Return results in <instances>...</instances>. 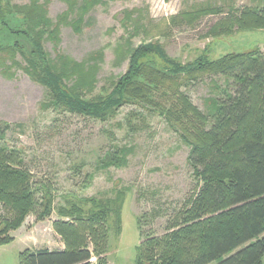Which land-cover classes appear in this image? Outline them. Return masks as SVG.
<instances>
[{"label":"trees","instance_id":"trees-1","mask_svg":"<svg viewBox=\"0 0 264 264\" xmlns=\"http://www.w3.org/2000/svg\"><path fill=\"white\" fill-rule=\"evenodd\" d=\"M16 1L0 0V71L10 80L22 72L47 89L44 109L106 122L126 104L140 103L155 106L171 127L184 130L183 140L191 148L188 162L201 183L180 224L139 244L135 264H264V54L253 50L217 60L202 55L182 64L169 57L160 42L136 46L126 40L116 49L120 60L128 61L126 73L110 80V94L94 96L100 57L93 54L83 63L62 54L52 58L45 44L59 42L64 26L81 33L83 20L93 8L118 0H83L81 4L66 0L68 10L56 22L48 15L50 0ZM75 11L78 18L71 20ZM222 13L221 8L199 6L183 12L181 18L195 25L203 17ZM132 15L127 12L132 25L128 31L135 38L146 29ZM227 16L208 36L264 28V0L255 7L232 9ZM205 75L212 77L211 95L206 112H201L181 88ZM156 93L175 101L170 108L162 107L155 100ZM10 129L0 122V245L10 242L9 234L36 211L39 201L50 207L53 199L50 188L41 187L24 166L23 149L11 148L7 142ZM109 154L106 167L122 169L131 151L117 149ZM112 203L96 202L88 213L62 209L61 214L74 216L76 224H56L65 235V249L27 250L19 264H94L89 246L93 241L96 249L101 247L99 256L107 252L103 225ZM105 262L99 259L100 264Z\"/></svg>","mask_w":264,"mask_h":264},{"label":"rangeland","instance_id":"rangeland-1","mask_svg":"<svg viewBox=\"0 0 264 264\" xmlns=\"http://www.w3.org/2000/svg\"><path fill=\"white\" fill-rule=\"evenodd\" d=\"M258 4L259 0L109 1L89 12L81 33L64 26L59 42H47L45 49L52 58L62 54L79 63L93 54L99 56L94 96H106L113 90L110 80L128 69V61H121L116 52L126 40L136 46L160 42L168 56L182 64L202 55L217 60L253 50L264 54V28L245 29L219 38L208 36L213 26L229 18L230 10ZM199 6L221 8L223 13L203 17L195 25L187 24L181 15ZM67 10L66 0H50L48 15L54 22ZM127 12L133 13L132 18L139 19L146 29L139 37L131 38ZM77 18L75 11L71 20ZM211 78L205 75L181 88L201 112H206ZM218 80L224 84V79ZM48 100L47 89L22 72L10 80L0 71V122L11 127L6 140L11 148L23 149L24 166L41 187L50 188L53 196L50 207L39 201L36 211L9 234L10 242L0 245V264H19L20 255L27 250H64L65 235L58 232L56 224H76L74 216L61 214L62 209H83L88 213L99 201L113 203L103 225L107 252L99 256L102 249H96L92 241L89 248L95 256L93 263L100 264L99 259L104 258L106 264H135L139 244L149 236L161 237L180 224L184 209L201 183L188 162L191 148L183 140L184 130L171 127L155 106L126 104L115 117L101 122L44 109L42 105ZM155 100L166 108L175 101L161 93L155 94ZM117 149L131 151L128 165L122 169L106 167L109 153ZM101 241L99 237V245Z\"/></svg>","mask_w":264,"mask_h":264}]
</instances>
